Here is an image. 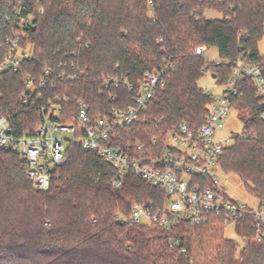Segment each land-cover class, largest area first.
I'll list each match as a JSON object with an SVG mask.
<instances>
[{"label":"trees","instance_id":"16d2710c","mask_svg":"<svg viewBox=\"0 0 264 264\" xmlns=\"http://www.w3.org/2000/svg\"><path fill=\"white\" fill-rule=\"evenodd\" d=\"M22 21L29 24L21 28ZM15 33L31 57L17 72L0 73V117L17 135L42 123L49 98H68L65 111L83 101L91 116L103 115L131 106V93L122 87L112 89L109 100L101 91L104 78L136 84L144 73L162 75L165 86L149 101L142 122L130 132L120 130L123 147L152 135L163 139L183 122L192 128L203 124L213 97L198 87L202 72L225 86L231 65L208 63L194 55L197 47L215 49L231 63L249 53L264 64L258 51L264 0H0V63L6 39ZM71 65L83 74L78 81H54L23 107L27 78H40L45 68L60 74ZM229 101L249 137H235L218 167L264 204V122L252 83L239 84ZM61 122L74 124L67 117ZM113 176L107 162L74 144L57 177L40 191L25 178L19 156L0 148V264H264V241H252L247 219L237 224L239 243L226 239L215 221L195 228L182 222L169 230L120 221L134 205H157L163 195L131 174L116 189ZM172 238L178 240L174 248Z\"/></svg>","mask_w":264,"mask_h":264},{"label":"built area","instance_id":"2783aa9c","mask_svg":"<svg viewBox=\"0 0 264 264\" xmlns=\"http://www.w3.org/2000/svg\"><path fill=\"white\" fill-rule=\"evenodd\" d=\"M28 24L29 21H22L20 27ZM5 46L7 53L0 63V73L17 72L21 63L31 57V50L20 47L17 33L6 39ZM194 55L203 57L204 48L197 47ZM208 63L221 67L231 65V76L223 96L212 95L207 116L197 128L183 122L163 139L152 135L144 142L128 141L123 147L119 145L120 130L130 132L135 124L141 123L149 101L165 86L162 75L154 70L144 73L136 84L111 77L102 80L101 91L108 94L110 101L115 97L112 89L122 87L131 93V106L126 110L91 116L89 106L83 101L76 102L75 111L71 112L64 108L68 98H49L41 108L42 123L21 135H17L6 118L0 117V148L14 151L21 160L25 178L36 190L45 191L66 163L70 147L78 144L84 152L96 153L113 168L114 188H120L125 176L131 174L163 195V201L157 205L153 202L134 205L127 217L118 218L120 221L164 230L182 222L195 228L215 221L225 229L232 226L236 232L237 224L247 219L254 233L252 241L261 243L264 241V204L251 208L232 201L215 173L233 139L249 137L243 131L230 138L222 135L223 120L234 110L229 97L235 96L238 85L246 80L252 83L259 117L264 122V64L250 59L249 53L238 56L232 63L221 58ZM202 73L211 75L208 71ZM82 75L75 65L60 74L45 68L40 78L26 79L21 103L29 107L48 87H54V81L73 84ZM63 117L73 119L74 124L62 123ZM177 243V238H172L169 247L174 248ZM179 247L184 252L182 244Z\"/></svg>","mask_w":264,"mask_h":264},{"label":"rangeland","instance_id":"374dc122","mask_svg":"<svg viewBox=\"0 0 264 264\" xmlns=\"http://www.w3.org/2000/svg\"><path fill=\"white\" fill-rule=\"evenodd\" d=\"M208 17L218 18L219 15L215 13H208ZM259 54L264 57V38L258 43ZM204 59L207 62L218 60V54L215 49L204 48ZM198 87L213 96L221 97L227 90V86L218 85L215 79L211 78V75L206 74L199 82ZM224 133L222 134L225 138L234 137L241 133L243 129V122L235 110H231L229 115L223 120ZM231 143V142H230ZM216 180L219 185L223 188L227 196L234 202L245 204L251 208L258 206V201L249 195L239 178L232 174H225L220 167H217L215 173ZM225 238L231 241H240L236 235L234 228L228 226L225 229Z\"/></svg>","mask_w":264,"mask_h":264},{"label":"water","instance_id":"95a60500","mask_svg":"<svg viewBox=\"0 0 264 264\" xmlns=\"http://www.w3.org/2000/svg\"><path fill=\"white\" fill-rule=\"evenodd\" d=\"M212 78L214 79V78H215V76L213 75V76H212ZM179 246H181V243L179 244Z\"/></svg>","mask_w":264,"mask_h":264}]
</instances>
